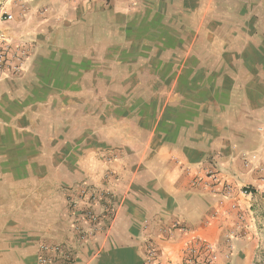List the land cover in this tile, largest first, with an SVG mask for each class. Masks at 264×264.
<instances>
[{
    "label": "crops",
    "instance_id": "crops-1",
    "mask_svg": "<svg viewBox=\"0 0 264 264\" xmlns=\"http://www.w3.org/2000/svg\"><path fill=\"white\" fill-rule=\"evenodd\" d=\"M0 7L14 16L12 44L32 43L21 74L0 78L21 106L0 126L12 141L0 142V264H38L43 243L60 245L54 264H148L147 243L165 264L184 254L191 236L218 249L222 262L228 234L235 263L246 264L264 244V0H0ZM223 52L228 67L199 62ZM110 66L172 67V85L157 81L149 99L156 107L143 114L70 115L52 106L88 103L67 97L52 76ZM71 120L85 125L71 134L63 127ZM81 177L111 193L105 212L94 206L101 226L84 242L63 191ZM175 220L188 235L167 234Z\"/></svg>",
    "mask_w": 264,
    "mask_h": 264
},
{
    "label": "rangeland",
    "instance_id": "rangeland-1",
    "mask_svg": "<svg viewBox=\"0 0 264 264\" xmlns=\"http://www.w3.org/2000/svg\"><path fill=\"white\" fill-rule=\"evenodd\" d=\"M5 14H10L12 16L11 19H5ZM13 22V13H9L8 11H5L0 7V52L3 47H14L18 43L25 42L30 45V52L25 59L26 62L32 50V43L31 41L20 40L18 43L16 42L12 44V41L9 40L7 33L11 31L10 27ZM158 31L160 32L159 29ZM162 31L164 33L169 32L164 29ZM211 51L215 52L214 48L211 49ZM102 58L103 57H101V59ZM198 58L201 59L199 62H201L202 60L205 62L206 60L209 61V64L205 67H228L229 59L231 61L230 55H227L225 52L220 55V58L214 57L213 55L211 57H205L202 54ZM186 60L187 58L184 57L183 61H181V63L183 62V65L180 63V69L181 67H186ZM196 63L198 64V60ZM24 64L22 65V67H20L19 70H12L7 67H0V78L18 77L23 71ZM230 64L235 66L233 60ZM82 68L83 69L81 71L71 73L61 71L57 73L56 77L52 76L51 78L62 82L63 87H65L64 90L67 93V97H82L85 98L88 103H83L79 105L53 104V107L59 108L56 109L57 111L60 112L61 110L62 112H68L70 115H73L75 112L92 113L93 110L101 113H107L106 111L108 110L113 112H122L125 110L126 112H130L133 115L139 113L143 114V111H145V109L156 107V103H152V101L149 100L155 98V90L156 86L158 85L156 82L162 80L164 81L165 86L172 85V78L174 76L171 72L172 67H162V69H160L161 67L138 66ZM162 71L164 74V78L161 77ZM81 84L83 85L82 89L79 88V85ZM76 86H78V88ZM8 88H0V126H6V122L8 123L11 121L6 119L7 112L12 114L16 113V111L21 110L19 109L21 106L18 103L14 102L13 100H10L7 97L6 93ZM36 95L43 96L42 93H37ZM96 99H99V103L92 105L90 101L92 100L94 102L96 101ZM32 108H35V110L37 111L38 109L43 110L44 107L42 105L39 106L33 104ZM88 122H91V120H89ZM76 124L85 125V123H77L75 120H71L67 123V125H64L63 127L67 128V130H70L71 134H75L76 130L74 129L72 131V127L74 128ZM106 126L107 125L105 122L102 127L106 128ZM9 139L10 138H8L7 136L0 137V142L3 143V145L10 144L12 143V141H10ZM29 143H31L30 145L33 146H39L38 140L27 141V144ZM35 154L36 152H34V155ZM112 158L107 157L105 159L110 160ZM110 175H112V173H106L105 179H107ZM84 183L97 187L96 185H93L87 178L81 177L77 181L63 188L65 194L64 201L67 208L68 194L75 191L76 188L80 187ZM173 230L178 231V233L182 235H188L190 232L189 228L185 224H182L181 222L176 220L172 223V226L169 227V230H167V234H169ZM194 237L195 236H191L189 243L184 248V254L182 256L178 258L175 257L172 259H168L167 261H165V264H236L235 261L237 259V255L236 251H234L232 247L234 234H228L225 237L227 249H225L221 254L223 259L222 262H218V249L210 246H205L203 243H199V241L196 242L194 240L197 238ZM153 248L154 247H152L151 243H147L146 261L148 264H160V258L162 256L161 252ZM246 264H264V244L257 245L250 251Z\"/></svg>",
    "mask_w": 264,
    "mask_h": 264
},
{
    "label": "built area",
    "instance_id": "built-area-1",
    "mask_svg": "<svg viewBox=\"0 0 264 264\" xmlns=\"http://www.w3.org/2000/svg\"><path fill=\"white\" fill-rule=\"evenodd\" d=\"M10 14H5V19H11ZM30 52V45L23 42L18 43L14 47H3L0 52V67H7L12 70H19L25 62L27 55ZM212 186L219 184L215 172L207 174ZM223 193L229 194L230 185L223 184ZM111 198L109 192L101 188L82 184L67 196V205L69 212L75 217L72 222V230L78 241L84 242L94 235L101 226V215L95 210L94 206L100 205L102 212L107 210L106 201ZM87 223V226H83ZM154 249V248H153ZM41 254L37 257L38 264H54V255L61 252L60 245L43 243L40 245ZM66 257H70L68 254ZM59 264V263H58Z\"/></svg>",
    "mask_w": 264,
    "mask_h": 264
}]
</instances>
